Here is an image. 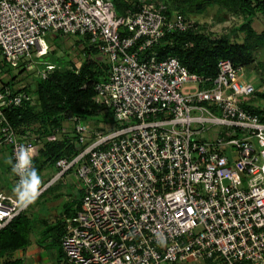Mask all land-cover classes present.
I'll return each instance as SVG.
<instances>
[{
	"label": "built area",
	"instance_id": "2783aa9c",
	"mask_svg": "<svg viewBox=\"0 0 264 264\" xmlns=\"http://www.w3.org/2000/svg\"><path fill=\"white\" fill-rule=\"evenodd\" d=\"M158 1L138 0L119 14L115 0H0V75L30 69L34 53L52 51L49 32L90 36L109 65L95 102L114 125L93 129L73 116L63 131L79 151L59 158L40 188L41 196L74 172L82 192L65 219L63 264H264V97L229 59L215 78L176 56L158 59L154 49L168 33L195 29ZM55 67L45 64L39 77ZM186 84L198 89L184 91ZM36 98L0 80V144L13 162L36 140L4 109ZM29 206L0 190V229Z\"/></svg>",
	"mask_w": 264,
	"mask_h": 264
},
{
	"label": "trees",
	"instance_id": "16d2710c",
	"mask_svg": "<svg viewBox=\"0 0 264 264\" xmlns=\"http://www.w3.org/2000/svg\"><path fill=\"white\" fill-rule=\"evenodd\" d=\"M205 1L214 0L197 1V7ZM217 1L222 5L227 3L229 6L238 7L244 12L245 17L236 28L237 31L245 34L242 42L232 40L227 34L216 36L200 32L195 24V29L168 33L163 38L162 44L154 49L158 59L176 56L190 72L211 78L216 77L218 62L221 59L231 60L236 67L252 65L256 60L257 48L264 44V29L257 32L252 26L257 12L264 15V0ZM174 3L177 10L172 5H168V12L172 14L177 11L185 15L184 7L187 5V0H175ZM115 6L119 14L135 9L133 4L123 1H115ZM90 39V36L82 38L86 42L84 52L87 55L79 68L74 66L63 68L56 65L46 78H38L34 93L37 98L34 103L28 102L18 107L4 109L8 120L21 135L28 134L35 138L36 144H41L38 154L33 157V165L39 174L46 168L53 167L59 158L72 157L79 151L74 137L68 136L63 131L65 121L71 120L75 115L85 121L100 116L106 119L113 118L110 110L105 111L106 108L95 102V85L101 79H106L109 65L94 58V55H99V50L96 42ZM13 78L8 83L15 86ZM256 87L257 94L264 97V90L259 86ZM103 111L106 113L102 114ZM262 120L264 121V116ZM52 135L59 137L50 139ZM48 180H41V185ZM80 195L82 197V192ZM80 200L75 209L65 205L66 217L76 213L80 207ZM27 210L28 208L0 229V264H23L22 259H13V254L16 250L26 248L30 243V234L34 226ZM66 217L56 225L62 229V233ZM56 241L60 245L59 254L63 264L65 256L61 240L58 237Z\"/></svg>",
	"mask_w": 264,
	"mask_h": 264
},
{
	"label": "rangeland",
	"instance_id": "374dc122",
	"mask_svg": "<svg viewBox=\"0 0 264 264\" xmlns=\"http://www.w3.org/2000/svg\"><path fill=\"white\" fill-rule=\"evenodd\" d=\"M117 1H123L125 3H131L134 4L138 0H115ZM202 1V0H187V5L184 7L185 16L189 19H191L194 24L198 27L200 32L210 34V35H224L227 34L231 36L232 40H235L237 42H242L244 39L245 34L241 31H237L236 28L242 23L245 14L244 12L240 11L238 7L229 6V4L225 3L222 5V3H219L217 0L214 1H205L199 7H197L196 2ZM158 2H165L168 5H172V7L176 9L175 6V0H159ZM184 14V13H183ZM253 28L257 32H261L264 29V15L261 12L256 13V17L254 18ZM237 34V36L235 35ZM46 39L51 44L52 51L49 53L40 55V54H33L34 60L36 61V64L30 68L25 69L20 68H9L8 72H3V74L0 75V80L2 81H9L13 78V82L15 83L16 87H22L29 90L33 95L36 96L35 90L38 84V78H39V72L41 71V68L45 66L47 63H52L55 65L63 66V68H71L74 66V68H77L76 66L81 65L80 63L86 58V53L84 52V46L86 42L82 40V37L75 36V35H63L59 33H47ZM91 40V39H90ZM92 41V40H91ZM90 42V41H89ZM256 60L255 62L250 66H244L242 69V72H244V76L246 79L253 82L256 86H259L260 89L264 90V44L260 45L256 50ZM94 58L101 62V57L96 54L94 55ZM77 71V70H76ZM198 89V84H194L193 86L191 84H186L183 87L184 91H195ZM37 97V96H36ZM105 111H109L106 109ZM106 112H102V114H105ZM114 123V120L112 117H109L108 119L104 117H99L97 119H88L87 124L92 127L93 129H99V128H107L111 127ZM71 123L69 121L64 122L65 127H69ZM212 136L211 132H208L205 136L207 139H210ZM202 138H205L204 135L201 136ZM41 147V144H36L35 146V155L38 154V151ZM56 166L46 168L45 171L42 173L43 180H48L51 177L55 175L57 172ZM65 175L64 177L60 178L58 183L64 184L66 183L65 188V194L61 196L60 203L62 205L58 206H48L46 202H44V199L39 201L38 203H33V205L30 206L29 209L34 206H41L43 213V219H46L45 223L47 225H50V219L54 218L55 210L58 212V216L63 217L64 210H65V202H70L69 205L72 207L73 202L72 201H79L81 199L79 183L74 180V178L70 175ZM74 176V174H73ZM56 181V182H57ZM50 202V200H48ZM32 208V210H33ZM52 224V223H51ZM37 229V228H36ZM34 230L33 231V238H40L42 235L40 234L42 230ZM47 241H41L39 245H47ZM54 249L57 247L56 243H53ZM37 246V244H33L32 247L34 248ZM54 249L50 248L45 251V256L49 257L50 259H53L54 257ZM29 264H32L29 262ZM180 264H212L206 260L202 259H195V260H189L184 263Z\"/></svg>",
	"mask_w": 264,
	"mask_h": 264
},
{
	"label": "crops",
	"instance_id": "0c3cea01",
	"mask_svg": "<svg viewBox=\"0 0 264 264\" xmlns=\"http://www.w3.org/2000/svg\"><path fill=\"white\" fill-rule=\"evenodd\" d=\"M10 149L8 146L4 144H0V190L14 194L13 193V187L15 186L14 181H13V176L11 173V164L8 163L7 161L10 160ZM56 168V167H55ZM45 171V170H43ZM40 173L41 180L42 178V173ZM69 174V173H68ZM67 174V175H68ZM74 172H71V176L76 180L75 175L73 176ZM64 177V176H63ZM77 181V180H76ZM47 182V181H46ZM46 182H43L44 184ZM78 182V181H77ZM42 183V184H43ZM66 183L64 184L54 182L51 184L47 190L35 201V203L39 204V201L44 199V202L48 204V206H60L62 205L60 203V198L62 195L65 194V188ZM80 190L81 194V189ZM50 200V202H48ZM73 206L72 208H76L79 201H72ZM70 202H65L66 206L69 205ZM33 205V204H31ZM30 205V206H31ZM29 206V208H30ZM27 210L28 215L32 218L33 222V230L30 234V243L26 246L24 249H19L16 250L13 254V259H22L23 264H29L31 262L32 264H61L62 263V257L59 254L60 251V245L57 243V238L61 236L62 229H59L56 225L58 222H61L62 219L66 217V213H64L63 217L58 216V212L55 210V215L53 219H50V225H47L45 223L46 219H43V213L41 212L42 207L37 205L34 206L33 210L32 208ZM52 223V224H51ZM51 227H54L53 229H49ZM37 228V229H36ZM42 230L41 231V237L40 238H33V231L34 230ZM41 241H47V245H39ZM37 244V246L34 248H30L33 246V244ZM56 243L57 247L54 249V244ZM49 247L54 249V255H52L54 258L50 259L49 257H46L45 251L49 249Z\"/></svg>",
	"mask_w": 264,
	"mask_h": 264
},
{
	"label": "clouds",
	"instance_id": "9594fccd",
	"mask_svg": "<svg viewBox=\"0 0 264 264\" xmlns=\"http://www.w3.org/2000/svg\"><path fill=\"white\" fill-rule=\"evenodd\" d=\"M34 155L35 150L31 146H25L14 154V162L12 159L7 161L11 164V173L18 177L13 193L21 208L35 203L40 196L41 176L33 165Z\"/></svg>",
	"mask_w": 264,
	"mask_h": 264
}]
</instances>
